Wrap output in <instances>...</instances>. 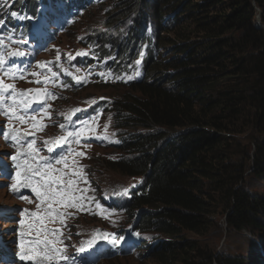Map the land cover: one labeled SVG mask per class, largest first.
Returning <instances> with one entry per match:
<instances>
[{"label":"trees","instance_id":"trees-1","mask_svg":"<svg viewBox=\"0 0 264 264\" xmlns=\"http://www.w3.org/2000/svg\"><path fill=\"white\" fill-rule=\"evenodd\" d=\"M99 7L110 29L131 20L133 41L144 42L149 21L157 34L143 78L112 101L120 156L104 161L143 179L126 214L142 222L143 235L167 237L147 254L156 264H194V253L197 264H248L204 249L199 238L220 213L234 230L264 227V198L239 186L251 166L264 177V141L254 155L250 146L251 126L264 136V0H105ZM183 235L195 238L177 240Z\"/></svg>","mask_w":264,"mask_h":264},{"label":"rangeland","instance_id":"rangeland-1","mask_svg":"<svg viewBox=\"0 0 264 264\" xmlns=\"http://www.w3.org/2000/svg\"><path fill=\"white\" fill-rule=\"evenodd\" d=\"M4 1L0 0V5ZM2 8L0 13L6 7ZM8 12L10 15L12 12L19 14L16 10H7L0 16V23L5 20V14ZM104 18V8H97L96 5L86 12L79 14L73 21L71 29L69 27L65 28V34L55 42L50 41L52 37L51 30H47L45 37L38 42H31L34 28L27 22L7 27L8 33L11 31L14 34L21 35L24 39L17 38L15 41H12V44H8L4 40V37H2V43L8 49L7 55L18 49H22V43L25 45L32 44L35 52L40 54L34 67L29 66L28 69H25L26 60L22 59L19 64L16 63L12 67L8 77L1 78L5 84L14 85V90L17 94L19 86L22 87L21 90H27L37 84L47 86L49 93L52 94L48 96L45 103L29 109V113L33 109L38 110L35 113V121L38 122L37 127H39V124L47 125L42 131L34 130L33 132L34 136L38 137L37 143L38 148L41 150L40 152L47 151L44 141H48L47 147H50L55 143L54 138L68 137L69 132H74L81 127L86 128L83 136L89 137L88 139L81 137L79 143L75 139L70 138L69 144H67L68 148L64 152L62 150L54 154L55 158L62 152L68 153L70 145L72 153L66 156L68 163L66 172L69 170H79L80 166H83L81 175L86 177L88 184L86 185L81 181L78 187L88 188V191L84 195L92 198V202L90 205H85L88 209L86 211H80L79 208L73 207H61L60 211L64 213V223H61L59 218L55 222L49 219L46 226L49 229H60L62 232V235L60 233H56L54 236L50 235L49 239L58 241L55 246L63 250L50 264H70V257L78 250L80 245L98 236L97 230L99 228H103L102 233L108 232L111 234L107 237L106 247H111L113 255L108 259L100 257L93 264H156V262L150 259L145 248L140 249L136 253L133 252L131 255L124 250V238H122L121 233H128L131 223L128 222V217L123 212L112 211L106 204L112 197L130 198L133 189L139 186L140 190L142 187V178L121 176L118 172L111 171L105 166V160L115 159L120 156L116 149L120 142V136L119 131L114 127L112 111L106 110L104 103H111L116 97L124 95L127 92L124 86L115 88L114 90L112 86L120 84L116 82H128L132 79L140 78L143 73V62L139 58L140 63H138L132 57L128 62H124L126 65L125 69L116 71L114 67L117 66L119 57L115 58V54H110L107 58L106 56L100 58L99 53H94L97 46L88 43L84 45V33L86 32H91L93 36L100 35L99 32L101 31L104 32V35H108L109 38L112 36L114 38L116 32L113 29L107 31V21ZM128 21L131 22V20ZM51 29L54 30V27H51ZM109 38L104 42L100 35L97 45H101L102 48L108 47L110 45ZM7 39L9 40V38ZM45 50L47 51L41 54ZM78 51L85 53L81 55L82 60L88 61L85 64L82 75L83 79L88 78V85L85 88H76V91L70 95L59 94V96L56 95L55 97L53 89L55 88L54 91L56 94L58 93L56 85L58 78L57 56L62 53V58L65 59H61L60 62L66 63V56L73 58ZM40 65H44V67H40ZM21 72H23V78H12V74L19 77ZM32 73H38V75H32ZM54 73L55 75H53ZM129 77L131 78L129 79ZM37 80L41 81V83H36ZM44 81L49 82L45 84ZM101 82H104V84L102 85ZM93 108H96L97 111L93 114L87 113L88 110ZM75 109H81V111L75 112ZM81 121H89V124L87 126L82 125ZM60 125H64V129H61ZM11 127H14V125L8 121L7 117L0 115V132ZM251 135L254 137L253 142L250 144L253 151L252 155H254V150L259 148L263 143L264 136L254 133L252 126ZM238 139L241 144L244 143V146H248L244 142L245 137L241 136ZM18 151L19 146H14L10 140L6 142L3 135H0V220L2 221L0 226L7 235L9 230L13 229L15 233L13 240L17 244H20V233L26 231L27 224L31 223L34 219L30 216L26 217V213H22L21 210L28 209L32 205L36 207L39 201L36 199L34 193L30 197L28 193L20 192L21 196L28 197V199H23L13 194L10 190V186L15 183L13 177L16 172L15 164L10 157L16 155ZM81 152L85 154L83 157L76 155V153ZM253 171V167L251 166L245 174V184L242 183L239 186L244 187L255 198H264V177L254 175ZM73 178L79 179V177ZM97 204L100 206L99 208ZM100 212H103V215L96 214ZM21 219L25 220L24 226L19 224ZM211 219L215 227L204 237L199 238L200 246L204 249L209 248L214 253L226 256L227 258H242L248 264H264V227L263 229L234 230L227 225L224 213H220ZM260 222L258 224L264 225V217L261 218ZM141 224L142 222H140ZM132 236L137 237L138 241L143 240L146 247L148 244L163 240V238L165 241L167 240L165 236L141 235L138 232H134ZM10 237L9 240H11ZM184 237L187 239L195 238L183 235L177 240L183 241ZM113 239L118 242L113 244L111 242ZM61 257H67V259H62ZM193 261L195 262L194 264L200 263L195 253ZM18 264H31V261L19 260Z\"/></svg>","mask_w":264,"mask_h":264},{"label":"snow or ice","instance_id":"snow-or-ice-1","mask_svg":"<svg viewBox=\"0 0 264 264\" xmlns=\"http://www.w3.org/2000/svg\"><path fill=\"white\" fill-rule=\"evenodd\" d=\"M11 16L20 19L26 18L19 16L16 12H12ZM0 27H3L2 23H0ZM0 43H2V41H0ZM84 54L85 53H77V55ZM8 55L9 57H23L25 53L23 51H15ZM57 59H59V54ZM4 65L5 61L2 55H0V70H3ZM40 67H44V65H40ZM32 75H38V73H32ZM53 75H55V73ZM12 78H23V72L20 73L19 77L12 74ZM130 78L131 77H129V79ZM48 82L49 81H44L45 84ZM80 82L81 81L77 80V83ZM36 83H41V81L37 80ZM32 92H35L37 97L41 95L39 89L21 90L20 93L17 94L14 90V85L5 84L3 80H0V115L6 116L9 122L16 120L21 124L27 123V117L30 115L33 120V129L42 131L47 125L39 124V127H37L38 122L35 121V113L38 110L33 109L32 112L29 113V109L32 108L33 100L27 97L28 94ZM49 95L52 94L45 93V98ZM53 98L55 97L53 96ZM6 104L7 106H5ZM74 111L79 112L81 109H75ZM80 123L87 126L89 121H81ZM60 127L64 129L65 126L60 125ZM85 131L86 128L81 127L74 132H69L67 138H54L55 145L61 146L69 144L70 138L75 139L77 143L80 142L81 137L88 139L89 137L83 136ZM0 135H3L6 142L9 140L12 141L14 146L28 149V151H18L16 155L10 157L16 169L15 176L13 177L15 183L10 186V190L20 198L28 199V197L20 195L21 188H28L35 194L36 199L39 201L36 205L37 211L29 212L28 209L21 210L22 213H26L34 219L31 223L27 224L26 231L20 233L19 259L21 261H31V264H50V262L63 250L55 246L58 241L49 239L50 235L54 236L56 233L62 235L60 229H49L46 226L49 219L55 222V220L59 218L61 223H64V213L60 211L61 207H73L79 208L80 211H86L88 209L85 205H90L92 202V198L84 195V193L88 191V188L78 187L81 181L86 185L88 184L86 177L81 175L83 166H80L79 170H69L67 172L55 167V165H63L64 168L68 167L66 156L72 153L70 145L68 153L62 152L53 158L51 156L46 157L39 155L41 150L35 147L36 141L34 139V133H22L19 129L11 127L0 132ZM27 135H32L33 139L24 140L23 137ZM48 143V141H44L47 152L53 153L54 148L47 147ZM76 155L83 157L85 154L81 152L76 153ZM73 163H75V161H73ZM55 173L59 174L57 175ZM73 177H79V179H74ZM97 207L99 208L100 206L97 204ZM96 214L103 215V212ZM19 224L24 226L25 220L21 219ZM97 235H101V238H106L111 234H101L100 231L97 230ZM96 242V238L94 237L87 241V244L91 247ZM111 242L115 244L118 241L113 239ZM79 251L83 252L84 247L82 246ZM61 258L67 259V257Z\"/></svg>","mask_w":264,"mask_h":264},{"label":"clouds","instance_id":"clouds-1","mask_svg":"<svg viewBox=\"0 0 264 264\" xmlns=\"http://www.w3.org/2000/svg\"><path fill=\"white\" fill-rule=\"evenodd\" d=\"M128 25H130L131 27H132V29L135 27V25H133V23L132 22H130V21H127L126 22V24L125 25H123V26H121L120 28H119V30L121 29V28H128ZM150 26L152 27V31H153V35L155 36V39L157 38V34H156V30H155V26H154V23H152V22H148V25L145 27V29H146V32L144 33V37H145V40H144V42H142L141 40H139V41H133V40H131V38L134 36L133 35V33H134V31H132V33L129 35V38H130V43H129V48L127 49V50H125V51H127V53L128 54H124V52H122L121 53V57H122V60L124 61V62H128L129 60H130V58H135V60H136V58L138 57V53H135L134 52V49L135 48H133V45H136L137 46V48H138V46L140 45V44H144V43H146L148 40L146 39V36H147V34L149 33V28H150ZM109 29H110V27H108L107 28V31H109ZM118 30V31H119ZM115 31V30H114ZM115 32H117V31H115ZM100 38V37H99ZM119 41V39H117V38H115V40L112 38V37H110L109 38V43H114V42H118ZM121 66L122 67H125L126 68V65H125V63H123V64H121ZM141 80V79H140ZM135 81H139V80H135ZM131 82H134V81H131ZM131 82H121L119 85H124V84H128V83H131ZM103 85V84H102Z\"/></svg>","mask_w":264,"mask_h":264},{"label":"bare ground","instance_id":"bare-ground-1","mask_svg":"<svg viewBox=\"0 0 264 264\" xmlns=\"http://www.w3.org/2000/svg\"><path fill=\"white\" fill-rule=\"evenodd\" d=\"M37 211V207L32 208L31 212Z\"/></svg>","mask_w":264,"mask_h":264}]
</instances>
